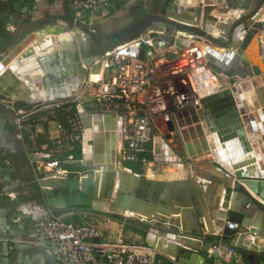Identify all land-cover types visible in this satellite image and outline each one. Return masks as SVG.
Segmentation results:
<instances>
[{
    "label": "water",
    "instance_id": "obj_1",
    "mask_svg": "<svg viewBox=\"0 0 264 264\" xmlns=\"http://www.w3.org/2000/svg\"><path fill=\"white\" fill-rule=\"evenodd\" d=\"M186 1L179 0V4H170L169 10L164 16H161V19L156 16H147L111 34L119 42L142 35L147 41V45L154 48L163 46L166 42H171L173 40L172 34L182 37L176 39V44L180 47L187 43V39L198 38L204 46L207 66L214 72L219 73V79L223 81L224 88L202 97L198 106L172 115V119L168 122L169 132L164 136H155L152 153L156 159H160L161 153L168 149V145L165 142V139H167L170 144H174L173 148L175 150L171 148L172 151L169 148V154L177 156L179 162L184 163L188 160L195 165L211 162L214 172L218 173L217 171H221L225 173L223 177L229 180L228 183H222L223 179L215 176V174L206 173L203 168L197 170L202 176V182L199 186L203 190L207 186H213V197L218 198L217 191L218 187L221 186L224 188V196L229 193L232 194L229 207L223 217L226 214L229 216L236 213V202L234 201L237 200L240 194L244 195L247 203L253 202L264 211V172L259 171L255 158L250 153L252 146H250L246 130L239 116L238 107L236 106V102L239 103L238 97L242 95L241 90L244 92L248 90L250 92L253 90L259 92L260 99H258V96L252 98L256 109L244 115L243 119L247 122V131L251 134V141H256L258 140L257 138L264 141V132L262 131L263 134H261L257 131L258 129L254 128V115L257 116V119H261L262 124H264V51L262 48V43L264 42V16L257 21V18L260 17L261 9L264 8V0H217L223 6L222 8H225L227 13L231 14V16H227L228 14L224 16L228 20L232 18L229 27H233V33L230 32L229 41L215 36V31L214 33L209 32V23L214 18L210 11L216 6L204 4L205 6L200 7L198 2L197 8L193 6L184 7L187 3ZM251 4L252 6H250ZM237 7L241 9L249 8V10L245 14L234 17L232 15L236 13V10H231ZM170 16H177V18L173 19ZM73 29L76 34L82 33L84 36L83 40L76 35V41L70 31L65 32V30L60 28L51 29L53 32L60 33V35L63 34L58 40H68V49L60 50V46H57L59 47V52L51 53V57H47L49 55L47 53L45 58L39 57V48L34 50L33 47H30L23 52L24 47L33 40L35 34L28 35L14 47L0 61V98L35 104L41 102L43 97L60 99L75 94L76 91L68 92V94L51 93L49 86L50 84H59L64 78H67L71 86L74 87L75 82L87 74L88 71L91 72L98 69L99 65L95 64L94 61L108 47L100 43L93 36L92 31H85L82 26H76ZM258 30L261 33V40H259L258 45H255L254 40ZM44 35V31L37 33L36 41L38 39L43 41ZM46 44L43 46H46ZM35 51L37 56H33ZM253 51L256 53L255 57L251 54ZM144 52L145 48L141 47V58L144 56ZM246 52L250 57L246 55ZM32 64L36 68L40 67L39 76L45 85L41 95H34L31 92L33 88L30 86L28 76H26L29 73V67L33 66ZM248 77L250 78L247 80L246 78ZM230 79L235 80L231 86H229ZM240 79H246L242 82V85L239 83ZM13 82H17L18 87ZM22 82L27 83L29 88L20 90L23 95H17L15 91L18 92V88L22 87ZM88 94L85 92L84 96L80 97V100L88 99ZM77 111L84 125L81 158L67 161L71 164L87 166L93 169L97 164H94L86 154L88 155L90 146L98 149L96 145L98 138L96 133L94 137L90 136V127L103 125L105 128L119 130L122 118L115 114L102 113L96 108H84L82 104L77 105ZM201 114L204 115L205 125L196 123L195 126L188 127L189 131L186 128L181 131L177 129L178 126H182L184 123H190L192 117H196L195 120H197V117ZM204 131L209 132L207 136L203 135ZM197 132L201 135V146H199V141L196 137ZM189 136H192L193 140L189 139ZM212 136L213 139H217L221 143V146L213 151L208 145ZM183 138L186 140L185 144L183 143ZM224 142H226V145L231 143L234 150L233 155L235 156L227 157L221 154L225 150ZM114 144L113 141L107 157L113 162L117 158L116 149L113 147ZM255 150V154L259 155V151ZM243 153L250 154L246 157ZM224 156L227 158H224ZM226 174L235 177L237 184L234 187L229 184L231 178H228ZM178 183L146 178L134 172H126L124 169H117L116 164L113 163L109 165L108 171H103L101 174L92 171L81 177L75 175L63 179L55 177L44 178L42 180V195L44 202L48 206L46 209H49L54 214H59L66 210H94V212L100 211L129 221L136 219L132 215L123 212L127 208L129 211L132 210L134 215H140L141 213L147 216L146 218L156 217L166 220V218L154 215L153 212L157 210L164 214L170 213V208L165 206L166 201L162 197L161 192L164 188L171 187L172 184L178 185ZM186 184L191 195L200 191L196 177L187 178ZM233 190L234 192H232ZM67 191L71 194L70 201L67 200ZM192 198L194 199V196ZM137 220L142 221L143 219L139 218ZM261 223L264 225V216ZM149 228L161 232L166 238L154 240V235L148 230L144 234L146 241L167 256L169 255L164 253V248L173 252L174 257H169L177 263L186 264L192 261L194 264H199L198 259L200 261L204 259L199 248L200 244L193 242V238L171 229L165 230L152 225ZM258 239L257 237L255 241L260 242ZM246 241L245 243H242L240 239L236 241L237 249L244 254L253 253L256 258L264 255V245L257 249L255 244H251V246H255L250 248L246 246Z\"/></svg>",
    "mask_w": 264,
    "mask_h": 264
},
{
    "label": "crops",
    "instance_id": "obj_2",
    "mask_svg": "<svg viewBox=\"0 0 264 264\" xmlns=\"http://www.w3.org/2000/svg\"><path fill=\"white\" fill-rule=\"evenodd\" d=\"M188 1L193 2L190 4ZM186 2L184 7H196L198 2L200 7H202L208 3L207 0H187ZM212 3L216 7L210 11V14L214 17L210 21L211 25L212 22L219 23V21L224 20V16L228 14L217 0ZM170 4H179V0H112L109 14L94 16L90 23L81 25L73 20V12L66 0H0V61L30 34H35V37L24 47L23 52L30 47H33L34 50L39 48V57L45 58L46 53L49 54L47 57H51V53L59 52V47L57 46H60V50L68 49L67 39H64V41L62 39L58 40L63 34L60 35V33L53 32L51 29L60 28L65 30V32H73V28L76 26L89 27L101 38L107 34L111 35L118 32L128 24L147 16H164L169 10ZM227 16H231V14ZM41 31L45 32L43 41L39 39L36 41V34ZM187 40L189 41L190 38ZM44 44L46 46H43ZM33 56H37L36 51ZM39 72L40 67L36 68L33 65L29 67V73L26 74L29 78L30 86L33 88L31 92L34 95H41L42 90L45 89ZM85 77L86 74L75 82L74 87L71 86L67 78H64L59 84H50V92L68 94V92L78 91ZM13 84L18 87L17 82H13ZM21 86L23 89H21L22 87L18 88L19 92H17L20 95V90L29 88L25 82H22ZM44 99L50 98L43 97ZM11 104L19 108L32 105L14 99L0 98V264H58L51 255L47 254L34 241V222H36V218L45 214L48 206L44 200L35 196L39 193V190L42 191V188L34 180V173L29 163L26 148L30 146L33 149L42 150L44 143L49 137L53 138L62 133L60 122L57 115L38 114L30 120L25 139L20 140L15 136L14 115L10 108ZM261 141L263 140H259L257 143ZM165 142L168 145V149L172 150L171 148H173L174 144H170L167 139H165ZM224 143L226 144V142ZM151 146L153 151L154 140ZM168 149L161 153L160 159H156L153 153L149 152L146 156L147 162L145 164L132 162L128 163L129 167L126 168L146 178L170 183L179 182L178 185L172 184L171 187L168 186L161 192L162 197L166 201L165 206L170 208V213L166 218L168 220L166 221L172 222V226L170 225L166 229L180 232L193 239L203 238L205 240L203 245L205 248L201 249L204 259L201 261L198 259L199 264H228L206 256L205 250L211 242L219 241L224 246L233 245L236 247V241L240 239L242 243H245L250 234H253V240L258 237L260 242H264L263 233L255 234L250 231L252 224H258L262 221L264 216L262 209L253 202L247 203L244 195L240 194L239 198L234 201L236 202V213L229 216L226 214L222 219L220 214H222L223 210L224 213L227 211L232 194L229 193L224 196V188L221 186L220 193L217 192V197H219L215 198L213 197V186H207L205 190L199 186L202 182V176L197 172L199 168H203L208 174H215L220 179H223L225 173L221 171H217L218 173L214 172L211 162L195 165L186 160L181 163L178 161L177 156L169 154L170 150ZM254 152L256 153V151ZM45 153L48 158H53V156L64 158L63 155L68 153V151L63 150L57 153L50 149ZM233 153L231 143L226 145L224 155L230 157L233 156ZM255 153L253 154L258 159L259 156ZM189 177H196L198 188L200 187V191L193 195L188 192V185L186 184V180ZM234 184H237L235 177ZM234 184L233 187L235 186ZM189 186L191 187L190 184ZM192 196H194V199ZM19 209L27 212L21 213ZM59 215L65 221L97 226L108 240L122 237L127 241L144 242L150 245L144 236L148 230L154 235V240L166 238L161 232L151 230L149 227L144 232L142 230L144 225L141 223L142 221L139 222L140 226L131 225L133 231L126 230L123 227L127 220L118 219L100 211L66 210L60 212ZM158 220L161 219L159 218ZM228 222H233L237 226L230 229L227 227ZM238 251L240 252L238 260L244 264H261L262 259H264V255L261 258H256L253 253L244 254L239 249ZM157 252L158 264H179L171 257L158 250ZM186 264L194 263L190 261Z\"/></svg>",
    "mask_w": 264,
    "mask_h": 264
},
{
    "label": "built area",
    "instance_id": "obj_3",
    "mask_svg": "<svg viewBox=\"0 0 264 264\" xmlns=\"http://www.w3.org/2000/svg\"><path fill=\"white\" fill-rule=\"evenodd\" d=\"M66 1L73 20L81 25L90 23L94 16L109 14L112 6V0ZM171 36V46L166 42L154 48L140 35L105 49L94 61L100 63L98 69L88 71L81 88L66 98L44 99L24 108L10 105L15 136L20 140L25 139L30 120L38 114L58 110L65 121L60 123L62 133L49 137L42 150L26 148L34 180L41 188L44 178L56 174L68 177L63 159L48 158L45 152L50 149L57 153L71 151L80 145L84 129L78 104L87 102L89 108L121 116L119 160L145 164L146 153L152 152L148 144H152L155 136L169 132L172 115L198 106L200 99L208 95V78L211 75L214 78L215 73L207 66L203 51L198 49L199 41L180 47L176 44L179 36ZM141 47L145 48L142 58ZM173 56L175 58L169 60L168 57ZM205 71L208 74H204ZM85 92L89 93L88 99L81 101ZM35 221V243L58 264H158L157 250L144 242L127 241L122 237L108 240L97 226L65 221L49 209ZM227 225L230 229L237 226L233 222ZM199 241V248L204 249L205 243L202 239ZM205 253L217 261L244 264L238 260L240 252L236 247L224 246L219 241L211 242Z\"/></svg>",
    "mask_w": 264,
    "mask_h": 264
},
{
    "label": "bare ground",
    "instance_id": "obj_4",
    "mask_svg": "<svg viewBox=\"0 0 264 264\" xmlns=\"http://www.w3.org/2000/svg\"><path fill=\"white\" fill-rule=\"evenodd\" d=\"M214 1H216V0H212V1L207 0L208 3H206L205 5H207V6L213 5L212 2H214ZM192 2L193 1H190V2L188 1V3H190V4ZM201 4H203V2H201ZM205 5H203V6H205ZM213 6H216V5H213ZM250 6H252V4ZM221 7H223V6H221ZM233 10H236V13L234 14V17H237L239 15L245 14L249 10V8H247V9L246 8H243V9H241V8L237 7L236 9H233ZM239 11H241V12L239 13ZM259 16L260 17L257 18V21L261 20V18L264 16V8L261 9V13H260ZM170 17L173 18V19L174 18H177V16H170ZM231 19L232 18H230V20L224 18V20L219 21V23L218 22H216V23H213L212 22V25H211V23H209V27H210L209 28L210 29L209 32L210 33H214V31H215V33H214L215 36H217L219 38H223L225 40L227 39V41H229L228 36H229L230 32L233 33V27L232 26L229 27L231 25ZM160 30H162V29H160ZM259 31L260 30H258V33L255 35V38H256L254 40V44L255 45H258L259 40H261V33ZM72 34L74 35L75 38H77L76 35L78 36V38H81L82 40L84 38V36L82 35V33L81 34L78 33L79 34L78 35V34H76V32L73 31ZM256 41H257V44H256ZM187 42H189V41H187ZM192 43H195V42H192ZM197 43L200 44V47L198 49H200L201 51H203V56H204V53L205 52H204L203 43L201 41H199ZM262 48H263V43H262ZM263 51H264V48H263ZM251 54H252L253 57H255V54L256 53L253 51V53H251ZM246 55L248 57H250L247 54V52H246ZM204 59H205V56H204ZM205 62H206V60H205ZM95 64H98V63H95ZM98 65L100 66V63ZM214 73H215L214 74V78L212 77V75L210 76V78H208V81H209L208 84H210V87H209V90H208L209 91L208 94H211V92H215V91L217 92L218 90L224 88L223 81L221 79H219V75L220 74L219 73H216V72H214ZM204 74H208V72L205 71ZM89 76H91V73L89 74ZM93 77H95V76H93ZM249 78L250 77H248L246 79L248 80ZM246 79H240L239 80V83L242 85V82H244ZM37 83H38V81H37ZM234 84H236V83H234ZM231 85H233V84L230 83L229 86H231ZM214 89H216V90L213 91ZM15 92H16L17 95H20V94L17 93V91H15ZM18 92H19V90H18ZM241 93H242V95L238 97V102L240 104L236 102V106L238 107V111L240 113L239 116H240L241 121L243 123V126H244V128L246 130L247 137H248L249 142H250V146H252L251 147V150H250V153H252V154L255 153L254 152V151H256L255 149H257L259 152L261 151V153H259V155H257V156H259L258 159H256V157H255L254 154H253V157L255 158L254 160H255L256 166L259 169V171H263L264 172V141H261L260 143H257L260 140L259 138H257L258 140H256V141H253V140L251 141V139H250V135L251 134L247 131V122H245V120L243 119V116L244 115H246L248 112H253L256 109V108H254L252 98H255L256 96H258V99H260L259 92H256L255 90H253L252 92H250L249 90L246 91V92H244V91L241 90ZM21 95H23V94H21ZM100 118H102V117H100ZM195 118L196 117H192L191 120H190V123H188V124L187 123H184L182 126H178L177 129L181 131L183 128H186L188 130V127L189 126H195L196 123H201L202 125H205V120H204V115L203 114H201L199 117H197L198 118L197 120H195ZM108 120L110 121L109 118H108ZM254 120H255V123H254L255 124L254 125L255 127L254 128L258 129L257 131H259V133L263 134L262 131L264 132V124H262L263 123L262 120L261 119H257V116L256 115H254ZM248 127L250 128L249 125H248ZM113 129L114 128H105L103 125L102 126L96 125L94 127L93 126L90 127V136L94 137V135L96 133V137L98 138L96 140V143H97L96 145L98 146V149L96 147L93 148L92 146H90L89 153H88V155L86 154V156L88 158H90L94 164H97L98 165L99 170H97L96 172H98L99 174H101L103 171H108L109 165H111L113 163L116 164V168L117 169H123V168H119L117 166V159L115 160V162H113L110 158H107L108 157V150H110L112 148V142L114 141V143H115L113 147L116 149V153H117V149H118V145H119V138H118L119 137V133H118V130H113ZM207 133H209V132L204 131L203 135L204 136H207ZM114 134H115V136H114ZM200 136L201 135L197 132L196 133V137L198 138L197 140L199 141V146H201ZM209 136H211V135H209ZM189 139L193 140L192 136H189ZM185 142H186V140L183 138V143L185 144ZM208 145H210V148L213 151V150H215V148L217 149L218 147H220L221 146V143H219V140L213 139V136H212L211 137V142H208ZM224 145L226 147V144L225 143H224ZM202 149L204 150L203 147H202ZM224 153H225V150L221 154L224 155ZM249 154H244V155H246V157H247V156H249ZM233 156H235V155H233ZM224 158H225V156H224ZM241 158H244V157H241ZM237 159H239V158H237ZM124 170L126 172H131L128 169H124ZM227 176H228V178L229 177L231 178L229 184H231V186H233V184H234V177L231 176V175H227ZM52 177L61 178V179L67 178V177H65V176H63L61 174H56V175H54ZM228 182H229V180H227V178H224L223 177V182L222 183H228ZM219 189L221 190V187H218V191H217L218 193H220L219 192L220 191ZM66 196H67V200L70 201L71 194L68 191L66 193ZM123 212H125L126 214L134 215V212L132 210L129 211L127 208H125L123 210ZM153 214L156 215V216H158V217L159 216L167 217L169 215V214H164V213H162L160 211L158 212L157 210H154ZM140 215H141V218H146L147 217L145 215H142L141 213H140ZM220 215L223 217L224 210H223L222 214H220ZM258 222H259V220H258ZM260 227H261V231H262L261 233L264 234V225L261 223V221L258 224L257 223L252 224L251 230H252V228L254 230H259ZM170 240L171 241H174L172 239H170ZM246 240H247L246 241V246L247 247H250V248H253L256 245V248L259 249L260 246H263L264 245V242H256L251 237H247ZM193 242H195L196 244H200L199 239H193ZM251 244H255V245L254 246H251ZM163 250H164V253H167L169 256L174 257V254H172L173 252L169 251L167 248H164Z\"/></svg>",
    "mask_w": 264,
    "mask_h": 264
},
{
    "label": "rangeland",
    "instance_id": "obj_5",
    "mask_svg": "<svg viewBox=\"0 0 264 264\" xmlns=\"http://www.w3.org/2000/svg\"><path fill=\"white\" fill-rule=\"evenodd\" d=\"M158 18H162L161 16H159ZM83 29H85V31H90L91 29H89V28H83ZM179 38H181V36H179ZM199 39L198 38H190V40H189V42H196V41H198ZM173 42V41H172ZM172 42H169L168 44H170V45H168V46H171V44H172ZM109 43V42H108ZM116 45V44H115ZM185 45V44H184ZM263 48H264V42H263ZM169 58V60H171V59H173V58H175V56H173V57H168ZM233 82H235V80L234 79H230V83L232 84ZM82 105L84 106V108H86L89 104L87 103V102H83L82 103ZM27 107V106H26ZM47 114H54V115H57L58 116V121L61 123V121H62V118L61 117H59L60 115H61V113L60 112H58V110H54V111H50V112H47ZM62 116V115H61ZM82 126H83V129H84V125H83V123H82ZM82 138V137H81ZM119 146V145H118ZM117 154V153H116ZM81 158V157H80ZM119 158H120V155L118 156L117 155V166L119 167V168H123V169H128V168H126V167H129V164L127 163V162H123V161H121V160H119ZM62 159H64V158H62ZM78 159V158H77ZM68 160H73V159H68ZM62 165H63V167H65V168H67L68 169V177L69 176H75V175H78V176H84V175H86L88 172H96L97 170H99V168H98V165H96L93 169L92 168H89V167H87V166H82V165H76V164H71V163H69L68 161H67V159H64L63 160V163H62ZM141 165V164H140ZM141 167H142V165H141ZM129 171H131L130 169H128ZM61 175H63V176H65L64 174H61ZM66 177V176H65ZM129 215V214H128ZM134 218H136V219H134V220H127V222L124 224L125 226L123 227L124 229L126 228V230H129V231H133L132 230V224H136V225H138V226H140V223L138 222V221H136L137 219H139V218H141L139 215H137V214H135V215H132ZM116 217V216H115ZM168 217V216H167ZM167 217H164V218H167ZM116 218H120V217H116ZM122 219V218H121ZM141 219H143L142 221L143 222H146V223H148L149 224V226H155V227H163V229H165L166 230V228L168 227V226H172V222L170 221H166V220H168V219H166V220H158L157 218H147V219H145V218H141ZM148 225H143V228H142V230L145 232V230H147L148 228L147 227H149ZM169 228V227H168ZM251 228V227H250ZM170 230V229H169ZM252 232H254L255 234H260L261 233V227H260V229L259 230H254L253 228H252V230H251ZM142 236H143V234H142ZM250 237L251 238H253V234H250ZM262 257V256H261ZM260 257V258H261ZM209 258H212V257H209ZM253 259V258H252ZM261 264H264V259H262V262H261Z\"/></svg>",
    "mask_w": 264,
    "mask_h": 264
},
{
    "label": "trees",
    "instance_id": "obj_6",
    "mask_svg": "<svg viewBox=\"0 0 264 264\" xmlns=\"http://www.w3.org/2000/svg\"><path fill=\"white\" fill-rule=\"evenodd\" d=\"M87 28H89V27H86V29ZM89 29H91V28H89ZM90 31H92L93 36L96 37L100 43L105 44L108 48L119 43V41L112 35L107 34V35L100 38L95 32H93L92 29ZM103 41H106V43H104ZM73 109H74V107H73ZM59 117L63 118V116H61V115ZM61 122L64 123L65 121L62 119ZM148 147H151V143L148 144ZM80 154H81V147H80V145H78V147H75L73 150L68 151V153L64 154L63 157H64V159H77V158H80ZM148 154H149V152L146 153V156ZM35 196H37L39 199L43 200V195H42L41 190H39V193ZM136 221L141 222L140 220H136ZM141 223L149 226V224L146 222L142 221ZM168 227H170V226H168Z\"/></svg>",
    "mask_w": 264,
    "mask_h": 264
},
{
    "label": "flooded vegetation",
    "instance_id": "obj_7",
    "mask_svg": "<svg viewBox=\"0 0 264 264\" xmlns=\"http://www.w3.org/2000/svg\"><path fill=\"white\" fill-rule=\"evenodd\" d=\"M107 41V40H106ZM106 41H103L104 43H106Z\"/></svg>",
    "mask_w": 264,
    "mask_h": 264
}]
</instances>
